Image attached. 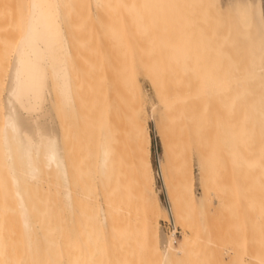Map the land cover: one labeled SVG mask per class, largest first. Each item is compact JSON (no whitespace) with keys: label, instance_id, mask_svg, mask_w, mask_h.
I'll return each mask as SVG.
<instances>
[{"label":"rangeland","instance_id":"rangeland-1","mask_svg":"<svg viewBox=\"0 0 264 264\" xmlns=\"http://www.w3.org/2000/svg\"><path fill=\"white\" fill-rule=\"evenodd\" d=\"M184 1L105 0L96 17L91 0H73L72 8L88 11L87 18L73 19L79 21L80 34L88 37L87 43L79 44L78 53L85 61H74L82 77L79 111L74 116L61 109L54 112L66 133L75 212L66 206L56 168L42 172L36 184L24 183L34 222L30 251L16 199L10 193L12 187H7L1 201L6 187L0 185V242L7 243L1 264H162L161 240L159 251L154 250L148 227L152 217L145 205L146 195L159 198L162 207L157 223L166 237L173 228L164 223L171 215L170 203L179 229L178 233L175 230L174 245L185 244L184 251L172 254L175 257L167 264H264V114L260 112L264 91L253 90L251 98L261 107L252 114V123L257 125L254 146L257 155L262 153V164L241 173L224 171L219 179L225 185L218 187L213 185L211 172L202 178L199 170L200 152L208 156L210 146L202 149L195 141L184 143V131L170 132L163 103L150 79L151 61H183L179 49L184 44L182 30L185 26L199 28L198 18L190 17L187 22L184 17L185 4L194 14L196 2ZM27 2L0 0V81L5 78L2 74L11 48L22 32ZM208 20L206 17V23ZM83 25L86 28L82 29ZM214 103L204 117L218 127L229 113ZM138 110L139 117L134 113ZM66 119L72 122L71 131ZM143 126L151 137L153 190L141 189L136 177V142ZM105 131L112 134L114 150L107 174L99 166ZM185 160L195 175L191 190L181 184ZM102 207L109 218L107 229L100 221Z\"/></svg>","mask_w":264,"mask_h":264},{"label":"bare ground","instance_id":"bare-ground-1","mask_svg":"<svg viewBox=\"0 0 264 264\" xmlns=\"http://www.w3.org/2000/svg\"><path fill=\"white\" fill-rule=\"evenodd\" d=\"M91 1L97 11L105 6V0ZM194 1L195 15L190 14L191 6L188 8L187 3L184 17L187 22L190 17L198 18L199 28L185 26L182 30L184 44L179 49L183 61H151L149 75L163 103L170 132L184 131V143L195 141L202 149L210 146L208 156L200 152L199 170L202 178L211 172L213 185L221 187L225 183L219 178L224 171L235 169L241 173L262 164V153L257 155L254 146L257 125L252 123V114L261 107L251 98L253 90H260L261 94L264 91V0ZM68 4L69 0H28L22 32L14 41L10 61L3 69L5 78L1 80L0 138L7 142L3 149L5 154L8 151V157L5 156L8 185L12 187L10 193L16 199L26 247L30 251L34 245V222L24 183L36 184L42 172L56 168L66 206L72 214L75 212L70 168L55 133L56 116L53 114L55 109L73 116L78 111L73 53L65 40L61 19L53 15L56 10L61 13L59 9H65ZM206 17L209 18L207 23ZM214 102L229 113L218 127L206 122L204 114L214 108ZM137 112L139 110L134 111ZM260 112L264 114V108ZM143 129L140 133L143 136L136 133L139 135V138L136 136L139 142H136L139 150L136 177L141 189L153 190L151 137L147 127ZM112 138L111 132L105 131L101 139L99 166L104 174L113 161ZM163 145L166 147V140ZM162 173L165 178L163 166ZM194 181V172L185 160L181 184L191 190ZM145 205L152 217L148 227L154 250L159 251L161 240V263L167 264L175 253L184 251L185 244L174 245L175 232L167 237L160 233L157 213L160 214L162 206L158 197L146 195ZM100 221L105 229L109 227L103 207ZM6 245L0 242V255L4 254Z\"/></svg>","mask_w":264,"mask_h":264},{"label":"crops","instance_id":"crops-1","mask_svg":"<svg viewBox=\"0 0 264 264\" xmlns=\"http://www.w3.org/2000/svg\"><path fill=\"white\" fill-rule=\"evenodd\" d=\"M65 9L64 8H61L59 9L60 12H58L56 10V12L59 14V17H57V13L56 15L53 13V11H51L54 15V17L56 18H59L61 19L60 20V23L62 24L61 25V28L64 29V34H65V40L68 41L67 43L69 44V48L70 50L72 51L73 53V58L71 59V61H85L84 59H82V57H80L79 55V44L80 42H86L88 41V37L84 36V34H80L79 32V27H78V24H79V21L78 20H73L75 18H78V17H82V18H87L88 17V11H80V10H75L73 7V0H69V4L68 5H65ZM52 13H49L51 14V17L53 16ZM79 13H81L82 15L80 16ZM92 13L94 14V16L98 17V15L100 14L99 10L97 11L96 9L93 8L92 6ZM98 13V14H97ZM48 14V15H49ZM49 17V16H48ZM83 28H86L84 25L82 26V29ZM67 38V39H66ZM76 53V54H75ZM74 68H75V72H74V82L76 84V96H77V100H79V90H78V85L80 83V81H82V77H79V65L78 63L74 62ZM3 87V86H2ZM78 103V101H77ZM79 111V105H78V109ZM63 111V110H62ZM78 111H77V114H78ZM54 112V111H53ZM55 115V112L53 113ZM69 115V114H67ZM56 118V117H54ZM55 133L57 134V138L59 136V145L62 149V145H63V153L64 155L66 154V138H65V135L66 133L63 131V124L60 122V119L59 117L57 116V118L55 119ZM66 122L68 124H64V126H67L66 128L70 129V131L73 129L72 125H71V121L70 120H67L66 119ZM78 124L79 122L76 123V132H78ZM59 134V135H58ZM3 138V137H2ZM0 138V185L3 187L5 186L6 189H2V192H1V201L4 200V196L5 194H7L8 190H7V187L9 186L8 185V182H9V172H8V167L6 166L7 163V159L5 160V156L8 154V151L6 152L7 154L4 153V149L3 147L7 146V142L6 144L3 142V139ZM2 142V144H1ZM62 144V145H61ZM65 146V147H64ZM6 150V148H5ZM8 157V155L6 156ZM66 160H67V157H66ZM68 162V161H67Z\"/></svg>","mask_w":264,"mask_h":264},{"label":"built area","instance_id":"built-area-1","mask_svg":"<svg viewBox=\"0 0 264 264\" xmlns=\"http://www.w3.org/2000/svg\"><path fill=\"white\" fill-rule=\"evenodd\" d=\"M168 207H169V209L171 211V215H170L169 221H164V223L168 222L169 225L171 224L173 226V228H171V230H169V231H171V232L174 231L175 232V230H177V233H178L179 229L176 228V224H175V220H174V217H173V213H172V209H171L170 203H169Z\"/></svg>","mask_w":264,"mask_h":264}]
</instances>
